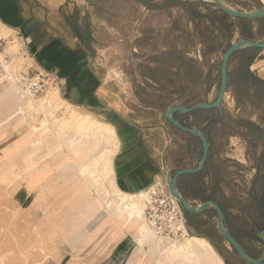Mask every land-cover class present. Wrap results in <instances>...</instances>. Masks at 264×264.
Wrapping results in <instances>:
<instances>
[{
	"label": "rangeland",
	"instance_id": "rangeland-1",
	"mask_svg": "<svg viewBox=\"0 0 264 264\" xmlns=\"http://www.w3.org/2000/svg\"><path fill=\"white\" fill-rule=\"evenodd\" d=\"M176 1L150 0L151 7H147L137 0H16L25 30L10 29L7 37L0 38V87L5 89L0 95V264H60L61 252L70 253L66 264L100 262L98 214L104 213L103 207L108 211L105 215L115 218L135 239L123 264H188L182 259L184 253L174 251L185 239L175 245L163 243L146 219L145 228L153 238L143 239L146 234L138 230L140 223L133 225L127 215L119 218L118 199L110 203L114 191L107 179L114 169L97 176L90 168L102 170L103 165L88 166L91 156L104 149L103 140L95 134L84 136V126L78 129L63 120L71 110H77L116 124L119 118L112 119L110 112L97 109V95H102L108 108L115 107L117 101L122 105V101L132 110L130 124L143 129L141 137L148 154L158 159L164 153L169 174L199 164L203 149L200 138L186 137L166 119L165 111L177 105L215 101L222 57L231 42H223L204 59L199 51L201 26L196 27L187 8L174 5ZM223 1L241 11L264 5L262 0ZM59 2H63L60 7ZM197 8L205 11L203 5ZM207 24H212L211 19ZM260 26L254 40H264V21ZM9 43L15 44L12 53L7 50ZM79 46L88 59L73 68L72 61L77 58L70 55ZM180 55L196 60L204 73L211 68L209 88L201 81L185 79L177 68ZM241 56L236 55L230 63L240 103L229 91L223 103L231 126L228 130L219 126L207 129L214 142L223 143L212 156L210 168L186 174L180 190L194 206L208 199L221 204L230 232L249 257L258 258L264 253V242L259 238L264 224V92L258 83L244 80ZM157 66L156 83L150 68ZM28 70L58 72L60 94L66 103L52 110L38 106L58 91L22 99L16 77ZM69 80L91 87L89 106L68 103ZM181 85L180 90L171 92ZM205 117L196 112L183 121L202 129L207 128ZM242 120L249 124L242 126ZM229 133L232 138H227ZM143 191L146 195L147 189ZM184 213L186 222L191 220L195 225L189 234L208 238L222 257L200 256L195 264H249L219 231L213 206L195 216ZM173 252L179 257H173Z\"/></svg>",
	"mask_w": 264,
	"mask_h": 264
},
{
	"label": "crops",
	"instance_id": "crops-1",
	"mask_svg": "<svg viewBox=\"0 0 264 264\" xmlns=\"http://www.w3.org/2000/svg\"><path fill=\"white\" fill-rule=\"evenodd\" d=\"M262 1L264 2V0ZM58 4H59L58 6L60 7L61 4H63V2H59ZM20 10L21 8H19L16 5V0H0V21H2L10 29L24 31L25 20L21 16ZM257 19H255L256 21H254L253 23V32L255 34L259 33L260 31V22L257 21ZM236 37H239L238 33L235 35L234 39ZM234 39L231 41V43L234 42ZM236 39L235 41H237ZM258 41H264V40H258ZM61 44H63L64 49H67L66 44L63 41ZM1 46L2 44L0 43V47ZM199 51H201V45ZM70 57L77 58V59H73L72 61L73 68L78 67V64H82L86 59H88L85 50L80 46L72 50ZM234 57L235 55H233V57L231 58L230 63L232 62V59ZM250 69L251 71H253L255 76H257L259 79L264 81V49H259L253 62L251 63ZM76 75L77 74L71 77H75ZM73 82L69 80L67 86L68 99L69 101H71V103L70 102L68 103L73 106L75 105H79L81 107L89 106L90 100L92 98L91 97L92 95L90 93L91 87L90 88L86 87L83 84L77 85L76 83ZM4 92L5 89L0 87V95H2ZM97 97L100 102L97 105V107H99L97 109L107 113L110 112V115H112V119L113 117L117 119L119 118V122H116V124L115 122H113V120L112 122H107V123H110L111 125L115 126L114 128L116 129L120 141L119 150L114 157L115 158L114 173H115V181L117 182L121 190L126 192L142 191L148 189L155 182V180L161 177L162 178L168 177L169 171L166 170L167 166L165 163L164 153L161 152L160 157L158 159H155V157L150 156L146 151L145 147L143 146L144 137H141V132H143L142 131L143 129L135 124H130L128 117L129 114L132 112V110H130L127 106H124L122 101H120L122 105H120V103H118L117 101L115 103V107L108 108V106H104L105 104L102 102L104 100L102 95L98 94ZM188 115L192 117L193 113H189ZM185 136L188 137L187 135ZM229 137L232 138L233 136L231 135L227 136V138ZM92 157L93 156H91V158ZM196 174L197 173H194L192 175H196ZM185 176L186 175L182 176L179 179V183H178L179 188H180V182L182 178ZM103 212L104 213L98 214L99 216L101 215L98 229H100L99 230L100 238L102 239L100 244V249L101 252H103V254L101 255L102 258L100 262L96 264H120V263L123 264L124 259L127 256H129L133 251L135 239L133 238V235L131 233L124 231L123 227H121L118 224L115 218L108 217V215H105L106 213H108V211L104 209V207H103ZM98 218L99 217H97V219ZM96 220H94L95 225H97ZM73 223L74 221H71V224ZM186 226L188 225L186 224ZM86 228L87 227L85 226V229ZM107 250H109V255L107 253ZM61 255L62 256L60 258V264H66L67 258H69L70 253L61 252ZM103 256H106V258L103 259ZM211 258L214 260V257ZM91 264H95V263H91Z\"/></svg>",
	"mask_w": 264,
	"mask_h": 264
},
{
	"label": "trees",
	"instance_id": "trees-1",
	"mask_svg": "<svg viewBox=\"0 0 264 264\" xmlns=\"http://www.w3.org/2000/svg\"><path fill=\"white\" fill-rule=\"evenodd\" d=\"M143 4H145L147 7H151L149 4L150 0H137ZM174 5H180V6H185L188 10V15L191 18V22L196 25V27H199L198 35L200 36V45H201V54L203 58L205 59L209 53H212L216 51L218 46H222L223 42L230 43L235 35L238 33L239 38L242 39H254L255 33L253 32V23L256 21L255 19H242V18H236L232 17L226 13H224L221 9L217 7V5L212 4V3H207L203 1H189V0H177ZM203 5L205 6V11H201L197 8V6ZM211 19L212 24L208 25L207 20ZM257 21L260 22V24L264 21V17L257 19ZM261 26H260V31H261ZM259 31V32H260ZM259 49L256 48H245L237 51L234 55H242L240 60H239V66L242 69L243 72V78L246 82H252V83H258L261 86V89L264 92V81L259 79L253 71H251L250 66L251 63L253 62L256 54L258 53ZM176 53H179V50H176ZM181 63L177 66L178 70L180 73H182L185 77V79L194 81V82H199L201 81L206 88L210 87V81L212 77V70L211 68L208 69L204 73V70L201 69L199 66L198 62L194 59L185 57L183 55H180ZM152 73H151V79L155 80L156 83L158 82L159 79L155 77L156 74L155 71L159 70L160 68L157 67H151L150 68ZM169 81V83L174 84V80H166ZM159 84V83H158ZM182 88V85L179 86L176 89H172V93H174L176 90H180ZM247 88V87H246ZM238 90L239 87L235 86L232 83V77H231V71H230V66H229V87L228 91L231 92L232 96L236 99L238 103H240V98L238 96ZM201 113L205 114L206 117L203 119V123H206L207 128H202V130L206 133L207 137L209 138V142L211 145L210 149V156L209 159L206 163V166L203 171L207 170L210 168V160L212 159V156L214 155L215 151L219 149V145H222L223 141L221 142H214L213 136H210V132H208V128H213L215 126H219L220 130H228L230 128L232 119L230 116L227 114H221L217 109H198L195 110L194 113ZM188 114H183L176 112L174 114L175 118L181 122L182 124L189 126L186 124L183 119L187 116ZM172 124V123H171ZM240 124L242 126L248 125L249 122L241 121ZM173 125V124H172ZM182 132V131H181ZM185 135L188 136V138H192L195 135L189 134L182 132ZM228 134V133H227ZM230 135V133H229ZM196 137V136H195ZM218 145V147L216 146ZM254 190V189H253ZM186 196V195H185ZM187 197V196H186ZM211 198V197H209ZM221 208L223 209L224 213L225 208L219 204ZM192 216L199 215V214H193L189 213ZM187 225L192 229L191 226L195 227V225L189 220L187 222ZM262 230L264 229V224L261 226Z\"/></svg>",
	"mask_w": 264,
	"mask_h": 264
},
{
	"label": "bare ground",
	"instance_id": "bare-ground-1",
	"mask_svg": "<svg viewBox=\"0 0 264 264\" xmlns=\"http://www.w3.org/2000/svg\"><path fill=\"white\" fill-rule=\"evenodd\" d=\"M9 30L10 28L7 27L2 21H0V38L7 37ZM14 45L10 44V46H8V52L12 53L14 51ZM25 99L33 100L29 98ZM64 102V98L58 91L54 95L46 98L44 102L40 105L38 104V106H41L40 108L43 110H52L57 107H60ZM63 120H65V122L67 123L75 124L74 127L78 129L84 126V136L95 134L103 140L105 145L104 149L99 154L94 155L92 158H90L88 162V166L94 165L97 162L101 163L103 165L102 170L97 169L96 167H92L90 168L91 172L99 176L103 172H109L111 170L113 171V159L119 150L120 142L116 129L114 128L115 126L107 122L96 120L88 114H80L77 112V110H71L68 117L64 118ZM56 126L58 127L59 125ZM114 175L115 173L107 177V179L110 185L113 187L114 191V195L111 198L112 200L110 203H114L116 202V199H118L117 210L119 213V218L124 215H127L128 219L133 221V225L140 223L138 230L140 231V233L146 234L143 235V239L153 238L152 233L147 228H145V224L143 222L145 220L144 199L145 196H147L149 190L147 189L146 195L143 190L137 192L123 191L115 181ZM184 227L185 230L190 233L189 227L186 226V224H184ZM174 251H181L182 253H184L182 259H184V261H188V264H195V261L199 262L200 256L204 255L222 260V257L214 250L212 243L209 241V239L195 234H189ZM172 254L173 257H179L178 252H173Z\"/></svg>",
	"mask_w": 264,
	"mask_h": 264
},
{
	"label": "water",
	"instance_id": "water-1",
	"mask_svg": "<svg viewBox=\"0 0 264 264\" xmlns=\"http://www.w3.org/2000/svg\"><path fill=\"white\" fill-rule=\"evenodd\" d=\"M211 2L215 3L219 9H221L224 13L232 17L242 18V19H253V20L260 17H264V5L253 11H241L229 7L223 0H212ZM245 48L264 49V41H258L252 39H240L232 42L227 47L221 61L220 86L217 97L214 102H198L191 106L177 105L170 107L165 111V117L170 123H172L176 128H178L182 132L198 136L202 142V148H203L199 164L196 167L182 168L176 170L173 175L169 174L168 184H169L170 193L180 202L182 208L189 213L202 214L203 212L206 211V209L209 206H213V208H215V210L217 211V215H218L217 224L219 231L230 242L232 247L235 249L236 253L240 256V258L244 262L249 264H264V253L262 256L258 258H252L248 256L242 244L235 238V236L228 229L225 213L221 208V206L216 201L212 199H208L201 202L197 206H194L191 203V201L182 193L178 184L179 179L182 176L186 174L199 173L204 170L210 156L211 145L209 142V138L202 129L197 127H189L182 124L175 118L174 114L176 112L189 114L198 109H217L223 115L224 114L223 102L228 93V87H229L230 61L233 55L237 51ZM189 231L193 232V230L190 227H189ZM259 238L261 241L264 242V229L260 231Z\"/></svg>",
	"mask_w": 264,
	"mask_h": 264
},
{
	"label": "built area",
	"instance_id": "built-area-1",
	"mask_svg": "<svg viewBox=\"0 0 264 264\" xmlns=\"http://www.w3.org/2000/svg\"><path fill=\"white\" fill-rule=\"evenodd\" d=\"M16 84L22 99H34L49 91L60 92L62 79L56 71L31 73L28 70L16 77ZM148 190L144 214L153 232L163 243L175 245L182 242L189 235L184 227L186 217L180 202L169 191L168 177L155 180Z\"/></svg>",
	"mask_w": 264,
	"mask_h": 264
}]
</instances>
